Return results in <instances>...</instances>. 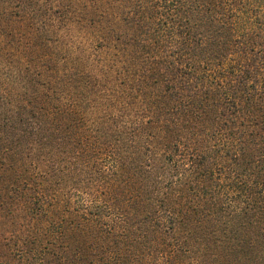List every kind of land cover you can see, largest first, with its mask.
<instances>
[{"label":"trees","instance_id":"16d2710c","mask_svg":"<svg viewBox=\"0 0 264 264\" xmlns=\"http://www.w3.org/2000/svg\"><path fill=\"white\" fill-rule=\"evenodd\" d=\"M3 8L0 141L46 149L36 167L54 183L104 188L84 190L96 210L57 220L88 211L102 235L155 220L178 236L168 263L264 264V0ZM16 14L40 26L21 33ZM16 33L27 41L13 44Z\"/></svg>","mask_w":264,"mask_h":264},{"label":"rangeland","instance_id":"374dc122","mask_svg":"<svg viewBox=\"0 0 264 264\" xmlns=\"http://www.w3.org/2000/svg\"><path fill=\"white\" fill-rule=\"evenodd\" d=\"M15 7L14 1L8 12L20 11ZM4 9H0V33L9 29ZM16 15L11 21L21 33L40 26L35 15ZM30 23L32 26L29 27ZM17 35L13 40L17 46L28 39L23 34ZM1 137L0 145H4L8 152L0 150V264H98L99 259L108 260L111 264H171L167 260L178 236L165 228L163 222L160 227L154 220L150 224L153 228L140 225L139 220L126 221V225L121 222L119 228L102 235L105 230H97L100 220L88 215V211L72 217L65 214V219L60 216L57 220L55 212L82 210L83 207L96 210L90 196L97 197L104 188L97 187L94 182L82 181L81 185L77 183L70 187L60 177L54 183L49 169L38 170L36 167L48 156L46 149L42 154L34 153L33 149L30 153L26 148L18 151L15 143L14 147L4 144L13 141V135L5 140ZM68 219L76 223L65 230ZM86 222L95 229L88 231ZM88 229L91 230L89 226ZM147 229H154L157 234L152 236Z\"/></svg>","mask_w":264,"mask_h":264}]
</instances>
